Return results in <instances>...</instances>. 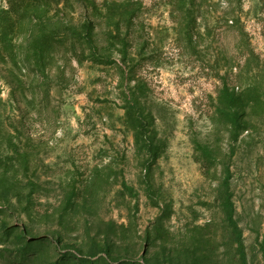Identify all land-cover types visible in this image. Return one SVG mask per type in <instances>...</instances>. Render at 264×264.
Instances as JSON below:
<instances>
[{
	"label": "rangeland",
	"instance_id": "rangeland-1",
	"mask_svg": "<svg viewBox=\"0 0 264 264\" xmlns=\"http://www.w3.org/2000/svg\"><path fill=\"white\" fill-rule=\"evenodd\" d=\"M0 264H264V0H0Z\"/></svg>",
	"mask_w": 264,
	"mask_h": 264
}]
</instances>
